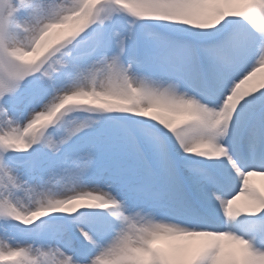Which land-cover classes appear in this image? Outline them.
I'll return each instance as SVG.
<instances>
[{"label": "snow or ice", "instance_id": "6c2138e0", "mask_svg": "<svg viewBox=\"0 0 264 264\" xmlns=\"http://www.w3.org/2000/svg\"><path fill=\"white\" fill-rule=\"evenodd\" d=\"M264 0H0V264H264Z\"/></svg>", "mask_w": 264, "mask_h": 264}, {"label": "bare ground", "instance_id": "6f19581e", "mask_svg": "<svg viewBox=\"0 0 264 264\" xmlns=\"http://www.w3.org/2000/svg\"><path fill=\"white\" fill-rule=\"evenodd\" d=\"M261 75H264V73H258V77H260ZM252 183L264 189V177H253Z\"/></svg>", "mask_w": 264, "mask_h": 264}]
</instances>
